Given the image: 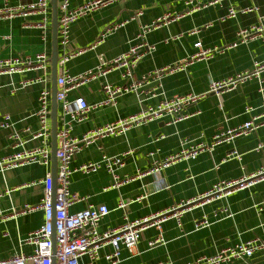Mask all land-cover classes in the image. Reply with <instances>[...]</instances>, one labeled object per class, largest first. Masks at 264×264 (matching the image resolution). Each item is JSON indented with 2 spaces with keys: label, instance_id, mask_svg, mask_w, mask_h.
Segmentation results:
<instances>
[{
  "label": "crops",
  "instance_id": "crops-1",
  "mask_svg": "<svg viewBox=\"0 0 264 264\" xmlns=\"http://www.w3.org/2000/svg\"><path fill=\"white\" fill-rule=\"evenodd\" d=\"M33 1L0 0V8ZM82 1L70 0V7L81 5ZM188 1L120 0L80 17L71 27L70 46L59 47L60 56H70L65 69L70 75L95 70L103 63L108 65L132 45L145 41L155 48L134 69L132 80H139L154 69L186 63L198 52L195 46L198 41L205 49L234 43L242 27L258 23L264 15V0H222L214 4H209L212 0H192L190 4ZM232 6L238 11L237 16L222 20ZM248 7L258 9L240 12ZM174 11L183 15L152 27L145 38L138 39L143 26ZM40 21V17L34 14L2 17L0 59L51 54L52 20L50 32L39 25ZM120 22L124 25L102 37L106 27ZM260 59H264V37H249L239 41L236 47L195 59L184 70L165 75L162 89L168 97L202 93L208 90L212 81L249 70L254 61ZM108 67L104 66L106 70ZM36 77L45 81L32 83L15 92L11 90L15 83ZM261 78L264 81V72ZM50 81L49 68L0 75V121L6 114L10 115L14 128L21 133V141H25L24 145L15 146L16 142L9 137L11 130L0 128V157L23 147L32 149L42 144L41 138H33L40 128L36 112L39 93L44 85H50ZM129 82L122 79L120 69H112L72 89L69 97L74 100L83 96L93 105L109 98L105 85L124 89ZM160 98L141 103L135 92L118 91L111 96L109 103L93 108L82 122L76 123L73 132L81 137L94 127L145 109ZM263 101L259 82L252 79L221 95L209 94L189 107L186 111L190 117L178 123L157 120L86 146L74 158V168L101 161L105 155L122 156L118 173L132 179L113 188V176L105 167L89 173L74 172L71 189L85 199L74 204L70 211L84 209L88 203L107 205L110 213L99 226L100 230H106L122 224L126 218L139 219L198 197L220 180L239 179L258 171L264 166V126L249 135L235 138L231 143L219 144L212 151L202 152L196 159L176 161L158 173L151 172V168L155 160L161 161L179 151L184 139L210 143L217 133L245 123L261 111ZM248 106L254 110L246 112ZM152 152L153 156L150 155ZM233 152L241 154L242 158L227 159V155ZM48 173L52 174V163L43 165L39 162L0 173L1 260L33 252L34 245L24 240L43 224L44 211H27L25 205L40 203L43 179ZM226 207L228 212L224 211ZM158 234L154 227L145 230L136 247L132 251L124 247L115 263L105 258V254L113 251L111 245H106L101 249L99 259L91 260L88 255H83L80 264H153L160 261L187 264L202 255H212L222 248L263 236L264 179L236 189L221 199L192 206L183 214L182 227L175 219L167 220L163 223L164 241L150 247L149 242ZM249 261L250 264H264V251L257 252ZM236 263L246 264L241 260Z\"/></svg>",
  "mask_w": 264,
  "mask_h": 264
},
{
  "label": "built area",
  "instance_id": "built-area-1",
  "mask_svg": "<svg viewBox=\"0 0 264 264\" xmlns=\"http://www.w3.org/2000/svg\"><path fill=\"white\" fill-rule=\"evenodd\" d=\"M120 0H83L81 5L71 8L70 0H61L59 2V25L58 40L59 44L67 46L71 41V27L80 17L86 16L102 7L112 4ZM222 0H212L209 4H214ZM192 0L188 1V4ZM258 9L257 7H248L240 10L242 13L251 12ZM38 15L41 19L39 25L47 32H50V24L52 20L51 0H35L28 4H19L15 6L6 5L0 8V19L5 16L15 15ZM138 14H141L139 12ZM238 11L234 6L228 9V13L222 17V20L234 18ZM183 14L177 11L166 13L163 17L154 20L150 25L143 26L138 39H143L146 33L152 28L162 23H168L171 19L180 18ZM124 22L113 23L106 27L102 37L113 33ZM61 35V37H60ZM264 37V15L260 17L258 23L248 27H242L237 32V41L223 47L203 48L202 42L195 43L198 52L190 56L186 63H179L175 66L157 68L142 75L139 80L134 78V69L139 62L151 51L154 50L153 45H149L145 41H140L132 45L125 53L116 57L108 65L103 63L95 70H89L83 74L70 75L65 69V64L69 59V55L60 56L58 61V92L57 100L64 114V119L58 126V148H57V191L53 195L54 179L51 173H48L43 179L44 191L40 203L36 205L27 204L25 210L32 211L42 209L44 211V222L39 229L32 232L24 241L34 245L31 254L20 253L9 259H0V264H80V258L88 255L91 260H97L101 256V249L106 245H111L113 251L105 254V258L115 263L121 255L124 247L130 251L136 247L141 239L142 233L154 227L158 229V236L149 242L150 247H154L158 243L164 241L162 234L163 223L169 219H175L179 227H182L183 214L192 206H199L212 200L221 199L232 193L236 189L248 187L256 181L264 179V166L258 171L245 177L234 180H220L213 187L201 194L185 201H181L175 206L152 213L145 217L126 220L115 227L106 230H100V222L110 213V209L105 204L96 205L88 203V205L79 211L71 212L70 208L85 199L71 189V178L74 172L89 173L96 171L102 167L111 173L113 183L111 187L115 188L132 179V177L122 176L118 170L122 164V156H103L101 161L94 163H86L78 168L72 166V162L76 155L86 146L97 142L98 140L113 135H119L127 132L133 127L149 124L153 121L164 120L168 124L178 123L190 117V113L186 110L211 93L221 95L224 92L231 91L238 85L249 80L257 79L259 82V92L264 99V81L261 74L264 72V59L255 60L251 69L240 72L221 80H214L210 83L208 90L202 93L189 92L185 94H176L168 97L162 89V78L170 73L182 71L186 65L198 58H206L213 52H221L228 48L236 47L239 41H245L249 37ZM50 55L39 53L35 57H11L0 59V75L14 73H24L36 68H48L50 64ZM109 66L108 70L120 69L122 79L131 81L126 84L124 89L121 87L112 88L105 85L104 89L109 94V98L96 103L89 104L83 97L79 96L72 100L69 97L70 91L83 83H86L93 77L105 73L104 66ZM45 81L41 77L32 79H24L15 83L11 90L13 92L26 87L35 82ZM135 92L141 103L161 97L157 103L152 104L145 109L119 118L111 123L94 127L85 132L81 137L74 134V126L76 123L82 122L88 113L96 107L107 104L111 101V96L121 91ZM52 94L49 85H44L38 97V110L36 116L39 121L40 128L33 138H41L42 144L38 147L22 149L12 153L11 155L0 157V173L8 169L16 168L25 164L39 162L43 165L51 163V122L49 118V104ZM254 108L246 107V112L253 111ZM60 122V120H59ZM264 126V101L261 105V111L253 114L245 123L230 128L227 131L214 135L210 143H194L188 139H184L181 148L176 153L167 156L163 160H155L151 168V172L158 173L171 163L181 160H193L202 152L212 151L217 145L222 143H231L235 138L242 135H249L252 131ZM0 128L10 129L9 137L13 139L19 147L24 145L25 141H21L20 132L14 128L10 115H5L0 121ZM262 145H260L261 147ZM151 156L154 155L152 152ZM241 159L239 153H230L227 159ZM161 186V184H159ZM123 207V204H121ZM228 212V208H224ZM56 248L54 249V244ZM264 251V235L248 241L239 242L235 245L222 248L212 255H202L187 264H237V261H244L250 264V258L257 252ZM153 264H170L169 262L160 261Z\"/></svg>",
  "mask_w": 264,
  "mask_h": 264
},
{
  "label": "water",
  "instance_id": "water-1",
  "mask_svg": "<svg viewBox=\"0 0 264 264\" xmlns=\"http://www.w3.org/2000/svg\"><path fill=\"white\" fill-rule=\"evenodd\" d=\"M52 6V53L50 57L51 63V90H52V107H51V163H52V175L54 179L53 184V195H56L57 191V148H58V126H59V103L57 100L58 84V61L59 55V40H58V25H59V0H51ZM56 248V243L54 244V249Z\"/></svg>",
  "mask_w": 264,
  "mask_h": 264
},
{
  "label": "rangeland",
  "instance_id": "rangeland-1",
  "mask_svg": "<svg viewBox=\"0 0 264 264\" xmlns=\"http://www.w3.org/2000/svg\"><path fill=\"white\" fill-rule=\"evenodd\" d=\"M60 2V1H59ZM50 28H51V26H50ZM60 37H61V35H60ZM51 41H52V38H51ZM69 45V44H68ZM67 45V46H68ZM66 46V47H67ZM70 46V45H69ZM59 47H62V48H64V45H62L61 43L59 44ZM52 53V52H51ZM48 55H50L51 56V54H48ZM48 68H49V70H51V63L48 65ZM51 86H52V82L50 81V85H49V88H51ZM51 107H52V97H50V104H49V109H50V111H49V118H50V122H52V120H51ZM64 119V114H63V110H62V108H61V106H59V120H60V124H61V122H62V120Z\"/></svg>",
  "mask_w": 264,
  "mask_h": 264
}]
</instances>
